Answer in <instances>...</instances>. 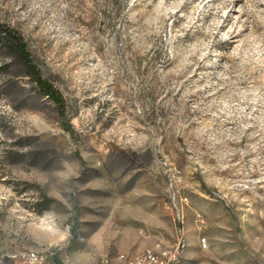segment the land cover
Returning a JSON list of instances; mask_svg holds the SVG:
<instances>
[{
	"label": "rangeland",
	"instance_id": "rangeland-1",
	"mask_svg": "<svg viewBox=\"0 0 264 264\" xmlns=\"http://www.w3.org/2000/svg\"><path fill=\"white\" fill-rule=\"evenodd\" d=\"M0 19L75 131L26 76L0 75L24 88L0 93V264L176 247L172 264H264V0H0ZM170 168L184 237L164 204Z\"/></svg>",
	"mask_w": 264,
	"mask_h": 264
},
{
	"label": "trees",
	"instance_id": "trees-1",
	"mask_svg": "<svg viewBox=\"0 0 264 264\" xmlns=\"http://www.w3.org/2000/svg\"><path fill=\"white\" fill-rule=\"evenodd\" d=\"M13 73L26 76L33 84L32 88L36 95L46 97L52 101L56 106L62 128L67 131L70 136L74 137L75 131L67 118L66 103L61 91L50 79L42 74L32 57L23 35L15 27L0 19V75L7 76ZM8 88L16 90L18 95H22L24 89L15 82H6L0 89V93L3 97L7 98L9 96L7 92ZM21 156L22 153H17L13 155V158L17 160ZM52 201L53 199L43 196L37 203V210L42 211L49 206Z\"/></svg>",
	"mask_w": 264,
	"mask_h": 264
},
{
	"label": "bare ground",
	"instance_id": "bare-ground-1",
	"mask_svg": "<svg viewBox=\"0 0 264 264\" xmlns=\"http://www.w3.org/2000/svg\"><path fill=\"white\" fill-rule=\"evenodd\" d=\"M182 179H183V177H182V174H181L180 178H179V192H181V190H180V186L181 185L180 184L182 182ZM181 195H184L185 198L188 199L187 195L182 194V193H181ZM176 202H177V195H170L169 199H165L164 204H165L166 209H168V206H169L168 210L170 211L173 220L176 221L178 226H179V232L181 233L180 236H183V234L185 233L186 219H181V216H176ZM197 216L203 222L202 223V232H203L208 226L206 217L200 211H197ZM199 219L192 218V225H193L195 231L200 234V232H199ZM184 242H185L184 239L183 240L181 239V246L182 247L185 244ZM203 243H206V245H207V239H206L205 236L202 235V240H201V236L199 235V245H200V247H203ZM176 249H177V247H176ZM176 249L174 251H171V250L167 249V255H175L176 254ZM151 250H153L154 255H152V257L149 259L148 264H169V263H164V254L163 253L165 251V248H144L140 253H138L136 255H140L143 252H147V251H151ZM43 251L44 250L32 249V254L34 256H42ZM51 256H52L51 253H49L47 251H44V262H45V264H53V262L51 260ZM105 257H108L109 264H141V257L124 256V255H119L117 257H112V256H109L107 254L100 255L98 257V259H97L95 264H99L100 261L102 260V258H105ZM22 264H31V262H25V259H23ZM65 264H69V263H65Z\"/></svg>",
	"mask_w": 264,
	"mask_h": 264
},
{
	"label": "built area",
	"instance_id": "built-area-1",
	"mask_svg": "<svg viewBox=\"0 0 264 264\" xmlns=\"http://www.w3.org/2000/svg\"><path fill=\"white\" fill-rule=\"evenodd\" d=\"M181 172L178 169L170 168L169 172L167 173L166 179L168 183L166 198L169 199L170 195H177V202H176V216H181V219L187 218V212L189 209V199H186L184 195H181V192H179V178H180ZM169 209V206H168ZM192 218H198L197 211H194ZM202 221L199 219V232L202 233ZM202 240V235H201ZM179 244L181 245V239L179 240ZM206 247V243H203V248ZM178 247L176 249L175 255H167V249L164 251V263L172 264L176 260V257L178 255ZM154 255L153 250L143 252L140 255H130L134 257H141V264H148L149 259ZM21 259H25V262H31V264H45L44 262V251L42 253V256H34L32 254V249L25 251L22 254ZM99 264H109L108 257L102 258Z\"/></svg>",
	"mask_w": 264,
	"mask_h": 264
}]
</instances>
